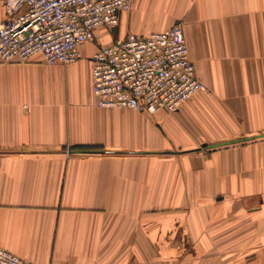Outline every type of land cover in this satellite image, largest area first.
Listing matches in <instances>:
<instances>
[{"label": "crops", "instance_id": "crops-1", "mask_svg": "<svg viewBox=\"0 0 264 264\" xmlns=\"http://www.w3.org/2000/svg\"><path fill=\"white\" fill-rule=\"evenodd\" d=\"M174 23L206 90L171 113L97 106L92 53ZM0 246L37 264H264V0H132L73 64L0 60Z\"/></svg>", "mask_w": 264, "mask_h": 264}, {"label": "built area", "instance_id": "built-area-1", "mask_svg": "<svg viewBox=\"0 0 264 264\" xmlns=\"http://www.w3.org/2000/svg\"><path fill=\"white\" fill-rule=\"evenodd\" d=\"M132 0H1L0 60L38 55L53 65L80 58L97 27L112 28ZM91 88L102 108L174 112L206 86L196 77L180 23L146 35L128 32L91 55ZM0 264H37L0 246Z\"/></svg>", "mask_w": 264, "mask_h": 264}, {"label": "rangeland", "instance_id": "rangeland-1", "mask_svg": "<svg viewBox=\"0 0 264 264\" xmlns=\"http://www.w3.org/2000/svg\"><path fill=\"white\" fill-rule=\"evenodd\" d=\"M153 17H154V19H156L158 17V14L156 13L155 15H153ZM88 42H90V41H88ZM168 113H170V112H168ZM151 211H155V210H151Z\"/></svg>", "mask_w": 264, "mask_h": 264}]
</instances>
